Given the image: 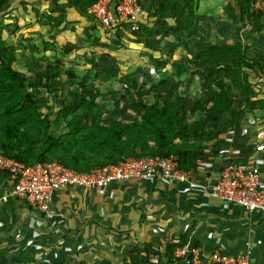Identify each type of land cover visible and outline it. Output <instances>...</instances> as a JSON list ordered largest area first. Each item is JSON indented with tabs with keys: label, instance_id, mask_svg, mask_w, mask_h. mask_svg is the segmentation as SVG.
Here are the masks:
<instances>
[{
	"label": "trees",
	"instance_id": "trees-1",
	"mask_svg": "<svg viewBox=\"0 0 264 264\" xmlns=\"http://www.w3.org/2000/svg\"><path fill=\"white\" fill-rule=\"evenodd\" d=\"M95 1L74 0L72 5L81 15L89 17L86 10ZM229 1L238 6L240 22L249 24L256 32L261 31L264 15L254 11V0ZM110 2L115 4L117 0ZM6 3L7 0H0V8ZM196 15L195 0H159L149 17H156L161 22L172 19L174 27L170 31L184 33L194 27ZM123 27L136 40L154 46L147 38L153 29L142 32L139 28L130 31L127 24ZM65 51L70 52L69 49ZM15 61V48H7L0 39V155L25 164L57 162L76 172H89L130 158L176 156L180 168L198 174L197 159L207 141L238 132L243 120H261L264 126V97H258L257 87L249 80L250 72L264 73V68L240 45L214 44L190 59L188 64L169 57V64L176 67L179 74L190 66L195 67L194 71L209 68L219 71V85L208 88L207 104L201 106L203 112L193 119H186L180 101L161 102L158 88L165 85L163 79L149 86L158 101H137L135 115L130 120L117 115L105 120L102 106L96 102L98 91L93 92L83 82H80V91L68 88L66 94L62 92L54 98L52 105L42 92V89H49L44 79L59 78L61 68L49 65L47 57L37 58L34 65L38 72L30 79L15 68ZM156 61L159 62L158 58ZM42 62L46 63L45 69H42ZM65 73L70 79L76 78L73 71ZM132 85H137L135 79ZM61 89H64L63 85ZM234 98L238 104L231 101ZM195 107H200L199 102ZM218 142L229 143L224 139ZM241 146L245 159L255 151L252 145ZM184 245L198 246L197 243L190 244L187 233L170 238L161 251L150 252L151 243H146L144 253L132 256L128 264H183L174 257V251ZM96 264L112 263L101 261Z\"/></svg>",
	"mask_w": 264,
	"mask_h": 264
},
{
	"label": "crops",
	"instance_id": "crops-1",
	"mask_svg": "<svg viewBox=\"0 0 264 264\" xmlns=\"http://www.w3.org/2000/svg\"><path fill=\"white\" fill-rule=\"evenodd\" d=\"M73 1L7 0L0 13L44 33L55 23L75 22L85 29L89 18ZM226 1V6L238 7ZM6 22L0 16V23ZM54 32L63 39L61 29ZM232 141L218 148L216 158L197 159L199 178L216 176L230 160L248 159ZM12 186L11 177L0 172V264H128L132 256L144 253V244L151 243L150 252L161 251L170 238L184 233L190 244H198L202 264H214L210 254L216 249L228 256L248 253L250 264H264V213L236 205L224 210L219 199L197 195L176 182L157 177L117 180L100 188L66 187L54 192L45 212L11 195Z\"/></svg>",
	"mask_w": 264,
	"mask_h": 264
},
{
	"label": "rangeland",
	"instance_id": "rangeland-1",
	"mask_svg": "<svg viewBox=\"0 0 264 264\" xmlns=\"http://www.w3.org/2000/svg\"><path fill=\"white\" fill-rule=\"evenodd\" d=\"M139 2L142 13L138 20L139 30H154L147 37L154 43L153 47L146 46L143 41L136 40L126 32L105 29L91 16L88 17L85 29L76 27L75 22L66 26L55 23L50 31L46 29L47 33H44L39 26L19 24L7 17L6 13H0L7 20L5 24L0 23V39L7 48H15V68L30 79L38 72V67L34 65L37 58L47 57L49 65L61 68L59 78L44 79L49 89H42V92L49 97L52 105L54 98L59 97L62 92L66 94L68 88L80 91V82H83L93 92L98 91L96 102L102 106L105 120L112 115L130 120L135 115L134 104L137 101H158L149 86L160 79L165 80V85L158 88L161 102L180 101V108L186 119L199 116L203 112L201 108L210 97L208 88L219 85V71L217 68L194 71L195 67L190 66L183 68L179 74L176 67L169 64V57L176 62L188 64L190 59L214 44H235L255 56L264 68V17L261 31L256 32L249 24L239 21L238 15H235L238 7L236 10L226 6V0H195L197 15L194 27L188 32L175 33L170 31L174 27L172 19L161 22L156 17H149L159 0ZM59 28L63 39L57 32L52 34ZM66 49L70 52H66ZM157 58L159 62L156 61ZM161 62H164L163 66ZM41 66L45 69L46 63L42 62ZM66 71L75 72L76 78H68ZM103 76H108L109 79L104 80ZM134 79L137 82L135 87L132 85ZM249 80L257 87L258 97H264V73L250 72ZM61 85L64 86L63 90ZM54 88L57 90L54 91ZM231 101L238 104L236 98ZM197 102L199 108L195 107ZM234 134L241 135L232 137V143L236 147H254L256 142L264 140V126L261 120H243L240 130ZM221 138L223 137L220 135L207 141L200 157L216 158L218 148L222 146L218 142ZM225 152L231 154L233 150Z\"/></svg>",
	"mask_w": 264,
	"mask_h": 264
},
{
	"label": "built area",
	"instance_id": "built-area-1",
	"mask_svg": "<svg viewBox=\"0 0 264 264\" xmlns=\"http://www.w3.org/2000/svg\"><path fill=\"white\" fill-rule=\"evenodd\" d=\"M253 8L264 15V0H254ZM140 10L138 0H117L115 4L110 0H97L88 6L86 12L103 28L125 32V24L130 31L139 28ZM221 137L232 141L225 134ZM254 147V153L247 160H230L220 167L216 176L205 178H199L192 170L180 168L176 156L130 158L89 172H76L57 162L25 164L0 155V172L7 173L13 181L11 195L39 212L47 211L54 192L62 188H100L117 180H153L158 177L179 183L197 195L217 198L224 210L236 205L247 212L264 213V140L256 142ZM174 257L183 264H202L203 261L200 249L188 245L177 247ZM210 259L214 264H250L248 253L228 256L217 249L210 254Z\"/></svg>",
	"mask_w": 264,
	"mask_h": 264
}]
</instances>
